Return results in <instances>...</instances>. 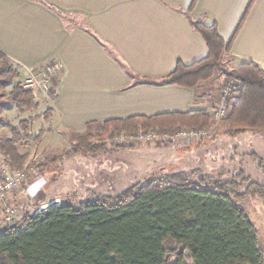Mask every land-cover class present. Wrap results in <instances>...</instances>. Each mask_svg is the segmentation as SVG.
I'll return each mask as SVG.
<instances>
[{
	"label": "crops",
	"instance_id": "obj_1",
	"mask_svg": "<svg viewBox=\"0 0 264 264\" xmlns=\"http://www.w3.org/2000/svg\"><path fill=\"white\" fill-rule=\"evenodd\" d=\"M188 15L217 23L231 43V69L250 61L264 69V0H0V51L20 76L31 75L32 68L41 79L55 74L48 77L49 93L41 91L51 109L49 121L60 133L78 136L112 118L210 110L221 103L224 80L217 74L194 88L149 81H161L178 60L191 63L207 56V44ZM226 129L217 122L202 144L143 145L108 154L117 157L110 166L117 167L105 173L109 188L82 179L85 155L66 159L63 174L48 186L38 176L25 192H8L0 225H6L7 207L16 209V221L71 192L118 194L160 168L244 170L264 181L250 157L254 153L264 160V133L231 137Z\"/></svg>",
	"mask_w": 264,
	"mask_h": 264
},
{
	"label": "trees",
	"instance_id": "obj_2",
	"mask_svg": "<svg viewBox=\"0 0 264 264\" xmlns=\"http://www.w3.org/2000/svg\"><path fill=\"white\" fill-rule=\"evenodd\" d=\"M188 17L207 44V56L191 63L178 60L161 81H149L194 88L224 67L231 43L226 44L217 23ZM0 68L12 79L20 76L1 51ZM233 82L237 98L226 133H264V69L254 61L245 62L231 69L224 84ZM11 97L20 111L39 106L33 90L19 82L13 85ZM50 114L48 109L41 115L49 118ZM210 116L209 110L202 109L112 118L101 123L97 137L149 130L207 131ZM32 123L33 117L21 120L18 127L11 126L10 138L0 140V152L13 170L25 174V186L38 176L46 177L48 186L63 174L64 160L77 155L135 149L134 145L95 143L96 134L86 131L67 149L28 167L27 155L18 149L19 127L28 132ZM43 134L33 139L41 143ZM198 142L202 144L204 138ZM251 157L264 174V160L256 154ZM254 197L264 199V184L253 181L244 170L216 175L201 168L176 172L160 168L118 194L92 189L71 192L46 201L42 211L28 210L18 220L0 225V264H263L264 243L242 205Z\"/></svg>",
	"mask_w": 264,
	"mask_h": 264
},
{
	"label": "rangeland",
	"instance_id": "obj_3",
	"mask_svg": "<svg viewBox=\"0 0 264 264\" xmlns=\"http://www.w3.org/2000/svg\"><path fill=\"white\" fill-rule=\"evenodd\" d=\"M11 64H12L14 70L17 71L18 67L15 66L12 62H11ZM230 71H231V65L229 63V57L227 56L224 67L220 68L216 74L219 75L224 80V83H226V78H227ZM54 75L55 74H53V72H49V74H44L43 78L48 79V77L51 78V76H54ZM29 77H31V75L26 74V75L19 76L15 79H12V77H10L9 74L2 72V69L0 68V140H5L7 137L12 136L13 133H12V129H11L12 127L11 126L16 125L18 127L19 123H20V122L18 123V121L21 118L25 119V118L33 117V123H32L33 125L31 124V127L28 130V132L26 130L24 131L22 128L19 127L20 142L18 143L19 152L27 155L25 166L31 167V165L35 161L41 160L49 154H57V153L62 152V150L67 149L70 146V144L76 142L79 135L75 136V135L60 133L59 131H57L56 129L53 128L52 122L49 121V118L45 117L44 115H41V116L38 115L39 113L46 112L49 108L48 104L42 100L41 96L43 95L42 94L43 92H40L39 89H37V90L35 89L38 92L34 93V95L36 96V99L40 101V105L36 109L31 110V111H20L15 106L14 101L12 100V97H11V91L13 89L14 84L19 82L22 84V86L25 89H30V90L32 89L33 92L35 91L31 86H27L29 84L27 82V79ZM50 78H49V80H50ZM234 83L235 82H233L227 86H226V84H224V87L221 91V95H222L221 103H219L217 106H215L209 110L211 113L210 118H211L212 124L209 127V129L207 130V135L204 137L205 142H207L209 140V136H210V134H212V128L217 122L218 123L220 122L221 124H226L227 128H228L227 119L233 111L234 103H235L236 98H237V93L234 92L233 87H231V85H234ZM226 88L229 89V93L227 96H225V94H224ZM46 93H49V91ZM224 102L227 105H229L228 106V113L222 119H219V120L214 119V117L212 116L213 111L218 109L221 104H224ZM102 126H103L102 124L92 125L87 130L89 133L96 134L95 138L93 139V142H95V143L106 142L108 145L113 144V143L117 144V145H127V146L134 145L135 149H138L143 145L155 147L157 145L166 144L169 141L172 142V144L176 143V144H180V145L193 144V143H196L199 141L196 139L186 141L183 139H175V140L168 139L167 140V139L156 138V139H152L150 141L135 140V141H131V142L127 143V142H120L119 140L118 141L116 140V138L122 134L136 135V134H131V133H127V132H120V133L116 132L113 135L105 134V136H103L104 138L100 139L99 137H97V135L100 134V132L102 130ZM181 130H183V129H181ZM41 131H44L43 138H42L43 140L41 143H37V141L35 139H33V137L35 135H37L38 133H40ZM149 131H153L156 133L158 132L157 130H149ZM149 131H147V132H149ZM218 131H221L219 127L217 128V132ZM226 131H227V129H226ZM147 132H140V133H147ZM224 133H226V132H224ZM246 133H249V132L240 133V134L235 135V136L229 135L227 133L226 134L228 136H231V137H238V136H240L242 134H246ZM252 133H256V131L255 132L253 131ZM166 145H168V144H166ZM123 149H132V148H123ZM119 150H121V149H119ZM115 151H118V150H115ZM115 151H112L110 153H113ZM50 152H53V153H50ZM110 153H108V154H110ZM108 154H105V155L100 154V155H96V156L85 155V157L83 158V161H82L83 163H80L84 166V169H83L84 174L82 176V179H84L85 181L86 180L90 181V182L93 181L92 184L94 186L105 185L109 188L110 178L108 177V179H106L105 177L107 175L105 173H107V171L108 172L114 171V169L117 167V165L110 167L112 165L111 161H113L117 157H115V156H113V158L111 156L108 157L107 156ZM102 156H107V157L102 158ZM250 157H251V155H250ZM254 161L257 163L256 160H254ZM105 164L106 165L109 164L108 168H104ZM257 166H258V163H257ZM62 169H63V164H62ZM105 169H107V170H105ZM29 171L34 173L33 168H30ZM213 174L218 175L217 173H213ZM1 175H2V173L0 171V178H1ZM250 176H251L253 181L264 184V181H262V179L260 177H257L254 173ZM42 177L45 178L46 184H47L46 177H44V176H42ZM35 180H36V178H35ZM115 181H116V179H115ZM26 186L23 185V188H24L23 192L26 191ZM16 192L22 193V192H18V191H16ZM57 199L59 202L65 201V200H63V198H57ZM242 205L248 211L249 216H250L251 220L253 221V223L255 224L256 228L258 229L259 234H260V238H261L262 242L264 243V199H262L261 197L249 198L246 201L242 202Z\"/></svg>",
	"mask_w": 264,
	"mask_h": 264
},
{
	"label": "built area",
	"instance_id": "obj_4",
	"mask_svg": "<svg viewBox=\"0 0 264 264\" xmlns=\"http://www.w3.org/2000/svg\"><path fill=\"white\" fill-rule=\"evenodd\" d=\"M29 83L27 86H31L34 90L39 89L40 92H48V79L46 78H38L36 76V70L31 69V77L27 79ZM32 90V89H31ZM34 91L37 93L38 91ZM229 93V89H225V96ZM228 106L225 102L221 104L220 107L213 111L212 116L214 119L219 120L222 119L228 113ZM207 135V131L205 130H196V129H183L175 134L169 133H160V132H153L149 131L147 133H139L138 135H129V134H122L119 135L116 140L120 142H131L135 140H147L150 141L152 139L161 138V139H183L186 141L189 140H200L203 139ZM0 171L2 173L1 180H0V208H2V204L6 197V194L11 191H24L23 184L25 180V174L22 171L13 170L7 161V157L5 154L0 152ZM6 213L4 216L5 224H10L15 221L14 216L16 215L17 211L14 207H7ZM263 264H264V256H263Z\"/></svg>",
	"mask_w": 264,
	"mask_h": 264
}]
</instances>
